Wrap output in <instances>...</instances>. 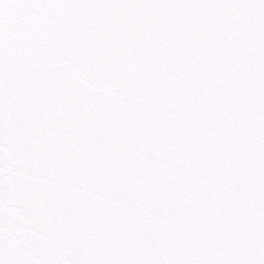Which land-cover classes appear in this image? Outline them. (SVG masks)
<instances>
[{"label": "snow or ice", "instance_id": "6c2138e0", "mask_svg": "<svg viewBox=\"0 0 264 264\" xmlns=\"http://www.w3.org/2000/svg\"><path fill=\"white\" fill-rule=\"evenodd\" d=\"M0 264H264V0H0Z\"/></svg>", "mask_w": 264, "mask_h": 264}]
</instances>
